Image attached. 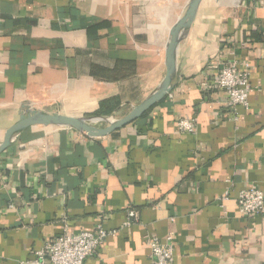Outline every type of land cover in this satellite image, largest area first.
<instances>
[{"label": "crops", "instance_id": "0c3cea01", "mask_svg": "<svg viewBox=\"0 0 264 264\" xmlns=\"http://www.w3.org/2000/svg\"><path fill=\"white\" fill-rule=\"evenodd\" d=\"M189 1L0 0V143L24 104L128 115L165 78ZM232 61L251 85L236 112L216 87ZM178 62L176 89L113 135L35 126L0 155V264L100 227L116 234L85 264H153L149 240L168 237L175 264H264V215L238 206L242 191L264 193V0H204ZM129 210L139 220L125 227Z\"/></svg>", "mask_w": 264, "mask_h": 264}, {"label": "built area", "instance_id": "2783aa9c", "mask_svg": "<svg viewBox=\"0 0 264 264\" xmlns=\"http://www.w3.org/2000/svg\"><path fill=\"white\" fill-rule=\"evenodd\" d=\"M204 85L208 86L206 83ZM216 87L226 92L228 106L233 111L236 112L238 107H248L250 73L247 68L242 69L237 61L229 62L218 70ZM238 120L235 115L234 121ZM177 127L180 132H192L194 123L190 119H182L177 123ZM238 206L243 216L264 215V193L255 187L244 190L239 195ZM138 220L139 213L129 210L125 227L138 223ZM115 234L116 232H108L101 227L93 232L71 234L66 228L57 239L35 251L33 260L22 264H85L86 260L95 255L100 246ZM149 246L153 264H175L172 237H168L166 242L151 238Z\"/></svg>", "mask_w": 264, "mask_h": 264}, {"label": "water", "instance_id": "95a60500", "mask_svg": "<svg viewBox=\"0 0 264 264\" xmlns=\"http://www.w3.org/2000/svg\"><path fill=\"white\" fill-rule=\"evenodd\" d=\"M203 1L190 0L184 14L171 28L165 49V78L147 98L138 106L133 107L128 115L122 118L116 116L73 117L49 110L35 109L29 104H24L21 107L18 121L6 131L0 143V155L13 147L25 131L35 126L70 128L89 138L100 139L109 137L141 119L153 107L162 103L179 85L182 78L178 62L180 46L189 37ZM99 123L105 126H97Z\"/></svg>", "mask_w": 264, "mask_h": 264}, {"label": "trees", "instance_id": "16d2710c", "mask_svg": "<svg viewBox=\"0 0 264 264\" xmlns=\"http://www.w3.org/2000/svg\"><path fill=\"white\" fill-rule=\"evenodd\" d=\"M98 116H102V117H111V116H108V115H107V116H103V115H98Z\"/></svg>", "mask_w": 264, "mask_h": 264}]
</instances>
